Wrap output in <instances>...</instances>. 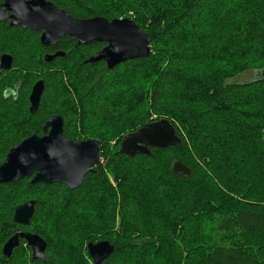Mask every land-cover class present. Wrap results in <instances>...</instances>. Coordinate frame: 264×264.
Returning <instances> with one entry per match:
<instances>
[{"label": "trees", "instance_id": "trees-1", "mask_svg": "<svg viewBox=\"0 0 264 264\" xmlns=\"http://www.w3.org/2000/svg\"><path fill=\"white\" fill-rule=\"evenodd\" d=\"M47 1L76 19H133L155 51L108 70L103 62H87L104 44L62 39L55 48H44L39 34L0 23V55L14 59L0 76V162L33 131L42 135L54 115L63 118L68 139L98 140L102 149L103 163L79 189L32 186L29 179L15 187L36 200L24 229L49 243L47 226L57 210V220L77 233L67 230L71 238L86 239L101 220L112 221V231L102 233L114 246L107 264H264V124L256 122L264 114L259 113L264 79L228 84L240 74L264 70V0ZM213 14L218 30L206 27ZM219 28V35H212ZM56 51L65 57L45 62L44 56ZM38 80L45 90L31 115L28 99ZM19 83L18 100L5 103L2 91ZM249 100L257 101L251 110ZM22 116L38 128L16 141L8 132L11 120ZM161 119L176 128L181 148L152 149V157L119 152L124 137ZM179 127L191 139L190 151ZM252 152L259 156L243 164L240 155ZM176 162L190 168L188 179L173 173ZM240 177L246 183L237 190ZM222 188L234 191L235 198ZM4 199L0 195L1 204ZM0 214L13 224L12 209ZM50 249L45 264H60L62 250Z\"/></svg>", "mask_w": 264, "mask_h": 264}, {"label": "water", "instance_id": "water-1", "mask_svg": "<svg viewBox=\"0 0 264 264\" xmlns=\"http://www.w3.org/2000/svg\"><path fill=\"white\" fill-rule=\"evenodd\" d=\"M10 21L11 28H22L40 34V44L55 47L62 39H69L84 45L92 42L105 47L91 56L88 63L103 62L108 70L135 59L149 58L152 48L149 36L130 18L109 20L103 17L76 19L47 0H2L0 22ZM57 52L44 58L51 63L65 57ZM12 57H1V68L9 69ZM260 74H257L259 79ZM256 78V79H257ZM264 79V70L261 72ZM254 80V79H253ZM45 90L44 81L37 82L29 98V113H37ZM44 136L33 134L12 148L0 165V185L17 184L31 179L32 185H61L76 190L82 187L85 177L95 173L102 164V149L98 140L73 141L66 137L64 120L59 115L50 117L43 126ZM182 139L168 119H161L144 125L138 131L128 134L121 142L120 153L128 157H152V149L167 150L181 148ZM173 173L188 179L191 170L182 162H176ZM35 202L18 206L14 221L22 226L29 225L34 215ZM18 238H24L33 248L34 258L43 260L46 243L37 235L17 232L6 245L12 250ZM90 256L96 264L110 258L114 246L109 241L90 243Z\"/></svg>", "mask_w": 264, "mask_h": 264}, {"label": "rangeland", "instance_id": "rangeland-1", "mask_svg": "<svg viewBox=\"0 0 264 264\" xmlns=\"http://www.w3.org/2000/svg\"><path fill=\"white\" fill-rule=\"evenodd\" d=\"M215 24V25H214ZM218 24V21L216 19V15L213 14L207 21V26L210 25V29L212 27H215L216 30H218V26L216 25ZM221 31V28H219V32L218 34H213L212 35H219ZM152 54L154 50V47H152ZM34 51H29L28 54H33V56H37V54H34ZM257 72H248V73H243L240 74L238 76H236L235 78L231 79L228 81V84H234V83H245L248 81H251L253 79L257 78ZM261 75V73H259ZM257 101L256 100H249V104L251 103V105L248 107L250 110L253 107L252 105H254ZM259 113H264V108H262V110L259 111ZM1 114H2V109L0 110V120H1ZM154 120H156V116L153 117ZM12 121V125L10 126V130L11 132L15 133L16 135L19 134L21 132V130H23V133H29V131L31 132L32 130H35L38 128V123L34 122L33 120H30V118L28 117H17L11 120ZM256 122L263 123L264 124V114H260L259 115V119L256 120ZM176 129V128H175ZM179 131L180 133L183 135V137L185 138L189 151L190 149H192V143H191V139L190 137L187 135L186 132H184V130L179 127ZM19 140V138H18ZM16 139V141H18ZM15 141V142H16ZM78 141V140H77ZM115 144V142L112 143V145ZM121 145V144H120ZM192 156L197 158V156L195 155V153H192ZM250 156H259L256 153L252 152V153H245V154H241V161L243 162V164H249L251 163V161L248 160V158H250ZM103 163V161H102ZM175 164V163H174ZM101 165V164H100ZM158 168V167H157ZM124 171H126L127 169H123ZM119 176H121V173L119 174ZM222 181H226L225 178H222ZM239 181L241 182V186L237 188V190L239 189H244L246 180L243 177H240ZM112 185L114 187H117L116 181L112 180ZM143 183L139 186L140 189H142L144 192H146L147 190L145 188L142 187ZM164 189V187L162 188ZM20 190H14V188H8L7 191H5V195H6V199L3 200L4 203H2L0 205V207L2 208V210H5V208L7 207H11L14 204H16L17 202L21 201L24 197H25V192L26 191H22L19 193ZM223 193L232 196L235 198L234 191H229V189H223L222 188ZM163 196H166V192L165 190L163 191ZM13 204V205H11ZM142 206V205H140ZM145 208V207H144ZM48 208L45 207V210H47ZM112 208L109 209L110 213H112ZM54 220L49 222L48 226H47V234L49 233V244L50 247L52 249L58 248L62 250V261L65 264H88V261L90 262V259H88L87 254H86V244L91 241V240H99L100 238L102 240H104L102 237V233H104L106 230H111L110 228L112 227V221L110 223H108L105 219L101 220L98 224H97V228H93V230L89 231L85 233L84 235H88V238L81 240L82 236H73L72 238L69 235V232L67 234V230H69L66 226H64L65 223H63V221H58L57 218L59 216V212L56 210L54 211ZM60 217V216H59ZM40 218V217H39ZM116 229L119 228L118 226V220L116 219ZM142 224L145 226L146 222L143 221ZM34 229H37V227H35ZM141 230H143L142 228H140ZM38 230V229H37ZM99 230V231H98ZM70 232L72 231L69 230ZM112 231V230H111ZM74 232V231H73ZM76 233V232H74ZM77 234V233H76ZM195 237V236H194ZM196 237H200V236H196ZM176 240H179L180 237H175ZM178 243H180V241H177ZM64 245V246H63ZM63 246V248H62ZM126 255H128V253H126ZM124 257L125 254H124ZM123 261H125V258H122Z\"/></svg>", "mask_w": 264, "mask_h": 264}, {"label": "flooded vegetation", "instance_id": "flooded-vegetation-1", "mask_svg": "<svg viewBox=\"0 0 264 264\" xmlns=\"http://www.w3.org/2000/svg\"><path fill=\"white\" fill-rule=\"evenodd\" d=\"M0 4H2V0H0ZM5 22H8L9 27H10V21L7 20ZM0 23H2V22H0ZM25 31H27V30H25ZM29 31H31V30H29ZM35 33H37V32H35ZM37 34H39V33H37ZM39 42H40V34H39ZM55 47H49V48H55ZM57 52L58 51H56L54 53H51V54H46L44 56V58L46 56H48V55H54ZM4 55H9V54H1L0 55V76H2L3 74L9 72L11 70V68L13 66V62H14V59H13L12 55H9V56L12 57L11 67L9 69H2L1 68V57H3ZM5 76H6V74H5ZM38 81H40V80H38ZM37 82H35V83H37ZM33 86H32V88H33ZM32 88H31V91H30V94H29V98H30V95H31V92H32ZM20 89H21L20 83L18 85H16L15 88H13V89H7L6 88L4 91H2L1 98L3 99V101L5 103L8 100H12V101L16 102L18 100V97H19ZM0 93H1V91H0ZM29 108H30V101H29ZM29 108H28V112H29ZM22 117H24V116H22ZM30 120H32V119H30ZM11 123H12V121H11ZM23 134H25V133H23V130H21V132L19 134H17V135L15 133L11 132V130H9V132H8V135L13 140H16V139L18 140V138L21 139ZM33 134H38V131H33L32 135ZM38 135L39 136H44V133H42V135H40V134H38ZM28 137H30V136H27L26 138H28ZM26 138H24V139H26ZM19 144L20 143H18L15 146H12V148L18 146ZM12 148H10V149L5 151V153H4L5 157H6L7 153ZM5 157H4V159H5ZM4 159L0 162V165L2 164ZM29 180H30V185H32L31 184V179H29ZM22 181L18 182L17 184L0 185V195L4 196L5 195V191H7L8 188H14V190H15V187L19 183H21ZM32 186H34V185H32ZM44 186H46V185H44ZM52 186H55V185H52ZM20 192H22V191L20 190L19 193ZM31 201L35 202V205H36V200L28 199L27 197H24L21 201L17 202L16 204H14V205L11 204L13 206L5 208L6 213L9 212L12 209V222H13V224L12 225L8 224V222H7L8 220L2 219V218H1L2 220H0L1 232H2V234L0 236V264H45L47 262L46 261L47 260V258H46L47 256L46 255H47L48 247H49V249L51 248L50 244L48 242H46V240L44 238H42L38 233H35V232H32V231H27V230L24 229L25 226L19 225V224H17L14 221V215H15L16 208L18 206H21V205H23L25 203H28V202H31ZM0 205H1V203H0ZM34 210H35V206H34ZM1 211H2V208L0 207V212ZM0 217H2V216H0ZM31 220H30L29 224L31 223ZM10 229H11V231H10ZM17 232H22V233L31 234V235H37L46 243L47 246H46V249L44 251V255H43L44 259L43 260L34 258L33 248L29 245L28 241L25 240L24 238H18L17 239V244L12 248V250H10L9 253H8L9 250H5L6 245L10 243V241L15 237ZM102 241H105V240H102V239H99V240H96V241L93 240V241H89L86 244V254H87L88 259H90V262L88 261V264H96L95 260L90 256V253H89V250H88V245L90 243H100ZM51 249H50V251H51ZM108 261H109V258L107 260L103 261L101 264H107ZM60 264H65V263L62 260H60Z\"/></svg>", "mask_w": 264, "mask_h": 264}, {"label": "bare ground", "instance_id": "bare-ground-1", "mask_svg": "<svg viewBox=\"0 0 264 264\" xmlns=\"http://www.w3.org/2000/svg\"><path fill=\"white\" fill-rule=\"evenodd\" d=\"M41 81V80H40ZM43 81V80H42ZM39 82V81H38ZM36 84V83H35ZM34 87V86H33ZM159 179V178H158ZM69 189V188H68Z\"/></svg>", "mask_w": 264, "mask_h": 264}]
</instances>
